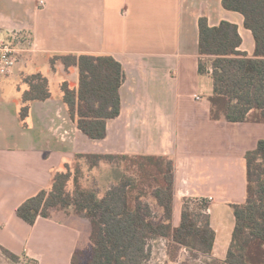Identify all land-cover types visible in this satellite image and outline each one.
<instances>
[{
	"label": "crops",
	"instance_id": "1",
	"mask_svg": "<svg viewBox=\"0 0 264 264\" xmlns=\"http://www.w3.org/2000/svg\"><path fill=\"white\" fill-rule=\"evenodd\" d=\"M40 1L0 0V33H16L21 45L25 35L31 39L15 72L0 77V247L30 264H72L89 221L55 211L31 226L18 217L19 206L48 190L53 173L76 154L166 156L175 163L174 226L186 198L208 200L212 258L225 260L235 228L231 205L246 202L245 156L264 139V124L211 119L212 69L199 71V20L236 24L240 50L252 57L256 43L244 17L223 0ZM67 54L111 55L123 67L120 115L107 122L103 140L80 131L62 101V83L77 86L79 71L60 62L53 70L51 58ZM36 73L52 96L31 103L23 126V81Z\"/></svg>",
	"mask_w": 264,
	"mask_h": 264
},
{
	"label": "trees",
	"instance_id": "2",
	"mask_svg": "<svg viewBox=\"0 0 264 264\" xmlns=\"http://www.w3.org/2000/svg\"><path fill=\"white\" fill-rule=\"evenodd\" d=\"M222 4L244 17L256 49L252 57L240 50L243 39L236 24L222 21L210 26L208 18H200L199 71L206 74L209 65L212 69L211 119L264 124V0H223ZM23 41L22 46L31 47L29 36ZM58 62L66 70L77 67L79 71L77 86L69 81L61 85L71 120L90 139H105L107 122L121 111V63L111 55H56L51 58L53 70ZM23 82L27 90L21 97L19 117L26 126L31 103L46 101L52 94L41 73L29 75ZM117 159L137 167L136 175H123L104 194L83 187V164L92 170ZM245 159L246 202L231 205L235 228L223 261L212 258L216 232L211 227L208 200L186 198L180 224L174 226L175 163L166 156L76 154L71 163L53 173L48 190L21 204L17 215L31 226L39 218H51L55 211L85 217L89 233L72 264H147L151 242L159 239L167 242L172 260L186 249L194 260L205 257L203 264H264V139ZM0 250L14 263L20 262L19 256Z\"/></svg>",
	"mask_w": 264,
	"mask_h": 264
},
{
	"label": "rangeland",
	"instance_id": "3",
	"mask_svg": "<svg viewBox=\"0 0 264 264\" xmlns=\"http://www.w3.org/2000/svg\"><path fill=\"white\" fill-rule=\"evenodd\" d=\"M24 54L21 53V60L24 59ZM7 78V77H1ZM51 87L53 92L58 91V87L55 81L59 79V76L55 75L51 77ZM6 84L5 88L10 90L12 85L8 80L4 81ZM70 82V81H69ZM71 83V82H70ZM0 94L1 91H0ZM83 177L81 179L84 188L89 190H95L99 194H104L108 189L114 187L122 178L123 175H136V168L131 163L124 160L117 159L112 162H103L95 169L89 170L88 167L83 164ZM150 201V200H149ZM156 207V206H155ZM157 216H161L159 209H155ZM67 215L72 213L66 212ZM73 215V214H72ZM152 256L151 260L147 264H203L206 260L205 257L200 260H194L191 258L190 253L186 249L179 251L176 260H172L168 255V244L165 240H156L151 242ZM30 264L25 258L18 263H14L12 260L8 259L0 250V264Z\"/></svg>",
	"mask_w": 264,
	"mask_h": 264
},
{
	"label": "built area",
	"instance_id": "4",
	"mask_svg": "<svg viewBox=\"0 0 264 264\" xmlns=\"http://www.w3.org/2000/svg\"><path fill=\"white\" fill-rule=\"evenodd\" d=\"M41 7L45 6L44 1L39 2ZM123 14H126L124 11ZM26 48L20 44L17 34L0 33V77L12 75L20 63L21 53ZM200 100V97H197ZM211 200V199H209Z\"/></svg>",
	"mask_w": 264,
	"mask_h": 264
}]
</instances>
